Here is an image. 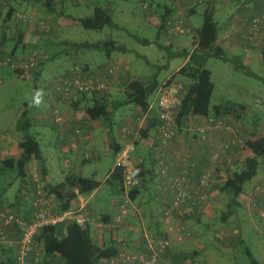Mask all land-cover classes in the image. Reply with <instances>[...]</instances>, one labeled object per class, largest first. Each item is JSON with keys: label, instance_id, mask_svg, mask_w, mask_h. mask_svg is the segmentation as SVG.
Wrapping results in <instances>:
<instances>
[{"label": "crops", "instance_id": "obj_1", "mask_svg": "<svg viewBox=\"0 0 264 264\" xmlns=\"http://www.w3.org/2000/svg\"><path fill=\"white\" fill-rule=\"evenodd\" d=\"M196 2L200 3L201 0H142V12L138 14L133 10L131 14L135 16H141L142 14L145 21H148L156 26L162 23L160 18L163 10L169 11V15L173 16L181 14L185 19V25L192 31V33L190 32V36L193 37L195 34L198 35V31L203 26L202 24L201 27H198L189 21V18L196 14ZM210 3H212L213 18L220 30L216 44L224 49L227 57L232 59L236 58L240 62L242 60L239 58L238 53L243 51L246 55V62H243V64L246 67L251 68V66L256 65L259 58L262 57V53L264 54V33L261 35L259 43H249L245 39L242 18L246 14L256 13L262 6L263 0H211ZM105 4L110 7L112 2L109 1L108 4ZM244 11H247L246 14H243ZM215 16L221 19L222 22L218 21L217 18L215 19ZM17 24L18 23L16 22L15 28L20 29L11 31L14 35V33H17L19 30H24L25 36L23 43L16 44V41L13 40V36L10 37L8 35L7 36L9 38L6 37V41L2 39L6 48L5 53L9 52L13 58L26 57L30 54L29 52L32 49L35 50L41 47L47 49L50 48V45H53L51 44V41H47L44 44L41 40L43 37L41 35L42 33H39V31H32L27 26ZM8 26L10 27V24H8ZM11 43H13V45H11ZM195 47L196 43L194 44L193 49ZM48 57L49 55H47V58ZM88 67V63H85L84 68L87 69ZM42 69L43 65L40 71L33 74V76L36 77V80L39 79ZM73 70L74 72L72 73L75 74L85 73L82 71L80 66H75V69ZM11 72L13 71L7 67L0 68V74L3 78ZM13 73L19 76L16 72ZM167 78H169V76ZM115 80H118V77L112 78L111 83H115ZM111 83L110 85L112 86ZM44 85L46 86V84ZM111 86L106 94L108 98L111 97ZM94 99L98 98H95V95L82 94L72 100V105L71 103L62 104L61 112L63 120L56 122L53 120V115L51 113V100L49 99L48 88H46L45 92L41 94V97L37 96L38 101L32 100L30 102H26L20 109L19 114L16 113V115H14V118H10V116H0V131L4 132L6 130H11L12 132L13 130L12 133L21 132L22 130H17L16 128V122L19 115L26 107L28 116L32 123L30 128L33 131L32 135L38 139L40 145H42L41 143H45L44 146L46 152H44L41 147L47 167V174L44 177L43 184H45V182L58 184L71 173L78 174V176L93 178L99 182L97 189L89 194L80 195L75 199L72 205V209L86 206V210L93 217H95L96 223L89 224V229L94 241L99 245L115 244L118 254L122 252L130 253L131 250L143 252L147 248V239L143 237L144 234L148 233L155 235L157 238L173 237V247L163 256L160 264H217V261L213 263V257L210 253L212 248L215 249L216 252L220 251L214 243L205 240L204 237L203 239H200L199 236L196 237L198 239L197 241H193L194 244L196 243V246H194L191 240L193 237L195 238V235L193 236V233L190 230L185 231H190L192 235L190 237H185L182 241L177 240L178 234L176 236L177 225L180 224L179 217L183 216V219L185 220L186 213H188L187 217L197 216L198 221L203 222L202 218H206L207 214L209 215V213H211L209 211L211 205L206 202V204L204 203L203 205L192 209L181 208L178 211H175L171 216H166L165 211L173 199V193L170 188V177L178 174L181 170V161H183V159H187L190 163H194L195 173H199L202 169L208 168L207 165L210 164L208 161L210 153L221 144L226 135L216 133L204 140H201L200 136L194 134L192 130L209 116L196 113L194 116L190 117L191 127H193L192 130H187L188 125H181L180 128H178V136L171 140L165 149L167 165L169 168V178H166L161 176L160 173L156 174V169L158 167V149L150 145L151 139L156 136L157 129L153 132L151 137L148 138V140H142L140 137L137 138L139 136L140 129L145 126L147 116L146 113L143 112L140 107L136 106L134 116H123L125 117L123 125H118L113 118L111 120V126L114 132L115 141L109 144L107 142L108 126L105 125L104 120L102 118L93 119L86 111V107ZM113 100L114 99L111 101ZM76 127L81 128V133L77 134L75 132ZM125 128L132 132L131 135H127L123 131ZM127 136L129 138H136L138 143H136V151L133 155L135 162L138 164L142 163L146 166L144 170L150 171V174L146 179H144L145 182L142 187L143 191L134 201L132 200V205L129 207L128 215L125 216L121 223H116L115 218L119 212V205L121 203L122 196L120 190L111 191L110 187L106 183V180L109 178L112 171L111 169L114 159L113 147H115L116 144L122 146L125 141L129 139ZM101 137H103L105 147L111 151L113 158L109 170L105 173L103 179L99 180L97 179V177H99L98 167H94L92 170H89L87 172L89 173L88 176L84 175L83 171L86 170H84L85 168L83 165L79 166L77 157L69 158V155L70 153L71 155H76V153L78 154L81 150H86V156L87 154L94 156V160L100 162L101 151L100 147L97 145L100 143ZM9 140L10 138L0 143V157L2 154L10 151L7 146ZM18 143L15 144V147L18 146ZM71 143L75 144L71 145ZM12 148L14 147H11V149ZM202 163L204 168L201 167ZM28 164L39 167V164L35 159L31 160ZM69 167L71 170H69ZM72 168L75 169L73 170ZM10 174L12 177L17 175L16 172L0 174V210H14L20 213L22 217L27 220L31 217L32 206L31 203L26 202L25 198L22 197V194L23 191L33 193L31 174L26 172V176L23 181H21L20 186L18 188L15 187L14 194H10V188L12 186L10 183V181H12V179H10ZM258 174L257 176H259ZM6 179L10 180L6 181ZM146 190H148V193L149 191H152V194H149V196L145 195ZM49 198L53 207L57 209V198L51 195ZM240 204L246 206L250 210L246 194H242L240 196ZM260 219L264 221V218L260 217ZM67 223L68 222L60 223L63 231L66 230ZM227 223L228 222H223V226H229ZM115 224L121 225L116 227ZM256 227L259 231H261L262 226L259 225ZM183 229L185 228L183 227ZM262 232L264 233V231ZM5 233L7 234L9 241L0 242V260L6 258V255H9V252L11 255L16 254L18 241L21 237L20 226L18 224L8 225L5 227ZM198 234L201 233L198 232ZM135 236H137V238ZM188 240H190V242H187ZM261 242L264 243L263 241ZM261 248H263L261 254L262 260L257 259L264 263V244H261ZM232 250L228 248L227 251L232 252ZM245 261H247V258L244 261H238L233 264H242ZM29 264L33 263L29 262ZM45 264H65V262L58 254H56L52 257H47ZM100 264L110 263L109 261H106L101 262ZM219 264L232 263L220 261Z\"/></svg>", "mask_w": 264, "mask_h": 264}, {"label": "rangeland", "instance_id": "obj_2", "mask_svg": "<svg viewBox=\"0 0 264 264\" xmlns=\"http://www.w3.org/2000/svg\"><path fill=\"white\" fill-rule=\"evenodd\" d=\"M109 1L112 2L110 7L115 21L114 26L105 25L104 28L97 30L94 27L84 26L79 21L81 17L91 16L95 6H106L105 3L108 4ZM141 1L142 0H80L75 4L66 2L63 5L58 2L59 4L56 9L57 15H53L48 13L47 8L39 3L38 0H8L9 5L17 10L34 12L37 17L46 20L51 29L49 32H43L41 34L43 36L41 40L44 44L47 41H51L53 45H50V48L47 49L43 47L35 50L32 49L29 52L30 54H28V56L32 54L49 55L46 60H42L43 69L38 80H36L35 76L22 78L13 72L4 76V84L0 86V116H10V118H14V115H16V113L19 114L20 109L26 102L37 100V96L41 97V94L49 87L48 83L54 76L72 73L74 72L73 69H75V66H80L85 73L94 71V69L98 70L105 68L114 61H121L127 66L126 73H120L115 76L118 77L115 83L113 82L112 84L110 81L113 86L112 88L110 85L111 97L109 98H111V100H122L125 98L123 89H125L127 81L140 80L146 83L149 77L156 71H158V80L161 84L171 79L182 83L187 88L190 81L178 75L176 71L185 63L186 59L180 57L168 62L167 54L159 47V44L171 45L172 50H182L184 48L192 50L196 43L197 34L193 37L190 36V33L182 35L174 41L175 44L165 38L163 33H161L158 39V29L156 25L145 21L142 14L141 16L131 14L133 10L138 14L142 12L143 8ZM210 1L211 0H201L200 3H195L196 14L189 18L190 23L198 27L202 26L204 13ZM7 12L8 9H5L0 16V38L4 33L7 38H9L8 36L12 37V31L16 26L15 23L17 20L14 15L11 14L9 22H6L3 29L2 20L6 17ZM246 12L247 11H244L243 14H246ZM216 18L218 21L222 22L221 19L215 16V19ZM8 24H10V30ZM139 38H147L150 40L151 44L143 43ZM109 39L122 43L124 48L111 51L105 50V48L103 49L102 46L104 42ZM77 42L89 43L90 45L82 47L73 45V43ZM92 43H97L100 47H93L91 46ZM11 45H13V43H11ZM238 56L242 60V63L246 62V55L243 51H240ZM83 63H88L89 67L87 69L84 68ZM165 65L167 68L161 69V67ZM205 67L211 71V80L214 83V90L209 108L211 109L214 105L224 104L230 101H235L244 105V109L241 110L243 122L245 124L243 139H245V141L252 139V132L254 131L257 135H262L260 128L264 126V54L262 53V57L259 58L256 65L251 66L250 71L253 74H247L240 64L234 65L231 62L215 57L208 59ZM168 76L169 78H167ZM44 84H46V86ZM108 90L102 94L106 95ZM93 95L100 96V94ZM95 98L98 97L95 96ZM70 103L71 105L73 104V102ZM135 110L136 106L134 105L121 107L115 111L112 119L114 118L118 125H123L125 119L123 116H134ZM25 133V131H21L11 134L7 145L10 151L2 154L0 161L9 156H13L11 151L13 148L11 149V147L15 148V144L20 141ZM30 134H33L31 129ZM137 138H139V136ZM103 140V137H101L100 143L97 145L100 147L101 151L100 162L94 159L89 162L86 161V150H81L78 154L76 153V155H71V153L69 155V158L77 157L79 166L83 165L85 168L84 170H86L83 171L84 175L88 176L89 173L87 172L89 170L98 167L99 177H97V179L99 180H102L105 173L109 170L113 158L111 151L106 149ZM41 144L43 151L46 152L45 143ZM235 153H237L238 160L234 164L233 171L242 169L244 164L243 159L252 155L250 151H240V149H237ZM233 154L234 153H232V155ZM201 167H203V163ZM207 167L214 169L210 164H208ZM72 169L74 170L75 168ZM69 170H71L70 167ZM156 174H159L158 167L156 169ZM215 174L216 176L213 178L209 188V198L207 201L212 207H210L209 210L211 213H209V215L207 214V216L205 215L206 218H202L203 222H199L197 216L187 217L188 213H186L185 220L183 216L179 217L180 224L177 225L176 236L177 234L182 235L185 233V230H190L193 236L195 235V238L193 237L191 240L193 244V241H197L198 239L196 237L199 236L200 239L204 237L205 240L214 243L220 251L216 252L213 248L210 250L213 263L217 261L216 263L219 264L220 261H224L225 263L233 264L238 261H244L247 258L246 248H249L256 258L262 260L261 254L263 248H261V244L264 243L261 241L264 242V233L262 232L264 231V221L260 219L254 209L249 210L248 208L242 207L229 219L227 223L229 226L224 227L221 221V213L229 201V195L219 190L221 179L218 171H216ZM258 175L259 176L256 175L251 182L245 184L247 196L250 194L254 182L258 180L264 181V171L260 169ZM16 177V175L15 177H12V175L10 176V179H12V181H10L12 185L10 194H14L15 187L18 188L20 186V179ZM10 179H6V181ZM148 190L145 191V195L149 196V194H152V191L148 193ZM261 205L264 209V200L261 201ZM118 225L120 226L121 224H115L116 227ZM259 225L262 226L261 231L256 227ZM183 227L185 229H183ZM234 228L238 229L237 234L233 233ZM219 230L225 232L226 237L224 240H220V238L217 237ZM198 232L201 234H198ZM257 232L261 233L259 234ZM135 237L137 238V236ZM169 238L173 239V237ZM187 242H190V240ZM194 246H196V243ZM227 247L231 250L233 249L232 252L227 251Z\"/></svg>", "mask_w": 264, "mask_h": 264}, {"label": "built area", "instance_id": "obj_3", "mask_svg": "<svg viewBox=\"0 0 264 264\" xmlns=\"http://www.w3.org/2000/svg\"><path fill=\"white\" fill-rule=\"evenodd\" d=\"M56 2H74L80 0H54ZM9 8L8 0H0V13ZM13 15L18 23H22L32 31L41 33L49 32L51 27L44 18H39L34 12L16 10ZM242 25L245 32V39L252 44L259 43L261 35L264 33V0L260 9L254 14L245 15L242 18ZM163 34L165 38L173 42L178 37L189 34L191 29L185 25V19L181 14L170 15L163 24ZM170 43L169 41H167ZM6 48L0 42V68L7 67L16 72L22 78H29L41 69L42 60L47 56L43 54H32L27 57L13 58ZM127 66L121 61H114L109 66L94 70L87 73H68L58 74L50 81L48 87L49 99L51 100V113L53 120L60 122L63 120L61 112L62 104H69L82 94H100L95 95L99 99L104 96L102 93L110 87V81L120 73H126ZM4 84V78L0 74V86ZM187 88L175 80L164 81L148 102L146 115L155 112L159 121L157 133L151 139L150 145L157 148V165L161 176L169 178V168L167 165L165 149L169 142L178 136V128L181 125H188L187 130H192L191 118H184L178 121L179 111ZM191 127V128H190ZM245 124L242 119L234 115H221L219 117L209 116L193 128V132L200 136L201 140L216 133H224L226 138L219 146L212 151L209 156V163L214 167L203 169L197 180L194 179L195 164L190 163L187 159L181 161V170L178 174L170 177V188L173 193V199L166 209V216H171L175 211L181 208L192 209L206 203L209 198V188L215 172L227 171L231 174L234 164L238 160L237 149L240 151H250L243 139ZM127 135H131L128 129L123 130ZM264 135V126L260 128ZM75 132L81 133V128L76 127ZM254 133H256L254 131ZM11 130L0 132V143L10 138ZM257 135V133L255 134ZM62 139V137H61ZM75 143H71L74 145ZM136 151V138L131 137L125 141L121 148L114 154L112 171L120 170L122 173V185L120 193L122 196L119 205V212L115 222L121 223L129 213V207L132 205L130 192L134 189L141 188L143 180L135 174L136 162L134 153ZM232 153H234L232 155ZM92 156L87 154V159ZM242 160V159H241ZM245 160V158L243 159ZM111 171V172H112ZM26 172L31 174L33 193L23 191L22 197L26 202L31 203V217L24 219L16 211L0 210V242L9 241L5 233V227L11 224H18L21 229V237L16 248L17 264H28L27 257L33 254L34 261L39 264L38 254H40L39 244L36 241L38 234L47 226H56L62 222L75 221L82 227L96 223L87 210L86 206L77 209H69L64 212L54 210L49 196L44 190L43 177L38 166L27 164ZM77 197L81 194L77 188L74 189ZM247 196V194H246ZM248 207L254 209L258 216L264 218V209L261 201L264 200V181L258 180L253 183L252 190L247 196ZM234 234L238 233L237 228L233 230ZM192 233L185 231L183 235H178L177 240L182 241L185 237H190ZM147 239L149 252L138 253L131 250L130 253L122 252L112 258L110 264H160L163 256L173 247V239H157L151 234H144ZM217 237L224 239L226 234L219 230Z\"/></svg>", "mask_w": 264, "mask_h": 264}, {"label": "trees", "instance_id": "obj_4", "mask_svg": "<svg viewBox=\"0 0 264 264\" xmlns=\"http://www.w3.org/2000/svg\"><path fill=\"white\" fill-rule=\"evenodd\" d=\"M39 3L43 4L48 13L57 15L56 9L58 2L54 0H38ZM79 1L70 2L72 4L78 3ZM63 5L66 2H60ZM9 5V3H8ZM17 9L10 6L6 17L2 20L3 29L6 22H9L11 14ZM24 11V10H22ZM2 13H0L1 16ZM170 16L169 11L163 10L161 14L162 23L165 22L166 18ZM80 18V17H79ZM79 21L87 27H94L97 30L104 28L105 25L114 26L115 21L113 18L112 10L109 6H95L93 14L91 16L81 17ZM157 26L158 28V39L163 33V24ZM17 25L25 26L22 23ZM10 29V27H9ZM20 28H15L16 31ZM219 27L213 18L212 3H208L206 13L204 15L203 26L198 31L196 39V47L193 50L184 48L182 50H172L171 45L159 44V47L164 50L167 54L168 62L176 58H185V63L178 69V75L184 79L190 81L187 85L186 94L183 97L182 104L179 111L178 121L180 122L184 118L194 116L196 113H201L206 116L219 117L221 115H234L237 118L243 120V114L241 110L244 109V105L230 101L224 104L214 105L211 109L209 108L212 93L214 90V83L211 80V71L205 67L208 59L215 57L222 59L227 62H231L234 65L240 64L247 74H253L250 68L246 67L242 61L240 62L236 58H229L226 55L224 49L216 44L219 36ZM25 32L19 30L14 33L13 40L16 44L23 43ZM5 33L0 38V42L6 41ZM3 39V40H2ZM143 43H150L147 38H139ZM75 46H89V43H73ZM93 47H100L97 43H92ZM105 50H117L123 49L124 45L118 43L113 39L106 40L103 44ZM43 65V61H42ZM167 68L165 65L161 69ZM171 80V79H170ZM264 82V79H263ZM160 81L158 80V71L153 73L146 83L140 80L127 81L124 89L125 98L122 100L115 99L110 102L111 98L103 97L101 99H94L87 107V113L93 118H102L105 125L108 126L107 130V142L110 144L114 140V132L111 126L112 117L119 108L134 105L141 108L143 112L148 109V102L151 96L160 87ZM31 120L28 116L27 108L25 107L16 122L17 130L25 131V135L19 141L18 146L13 148V156H9L0 161V174L16 172L18 179L23 181L26 176L27 164L35 159L39 164V169L42 174L43 180L47 174V167L45 158L42 154L41 145L38 139L30 134ZM159 121L155 112L150 113L146 116L145 126L139 131L140 139L148 140L153 132L158 128ZM252 139L246 141L248 149L252 155L244 160L243 168L235 170L231 174L227 171L223 172L217 169L221 185L220 190L229 195V201L227 202L225 209L221 213V221L228 222L229 219L235 215L238 209L244 207L240 204V196L246 194L245 184L251 182L252 179L259 173L261 169L264 171V135H255L252 132ZM138 143V142H136ZM113 145V144H112ZM113 147V146H112ZM121 148V145L116 144L113 147L114 154ZM86 161H92L94 156ZM142 163H136L135 174L142 178L143 184L150 171H145ZM201 172V171H200ZM199 173H195L194 179L197 180ZM16 177V178H17ZM196 177V178H195ZM106 183L110 187V190H120L122 185V173L120 170H115L110 173ZM132 190L130 198L134 201L138 195L143 191L142 187ZM99 182L93 178L78 176V174H68L65 179L58 183H46L44 184V190L48 196H54L57 198L58 212H64L72 208L73 202L77 198L74 189L77 188L81 195L89 194L97 189ZM29 203V202H28ZM55 210V208H54ZM256 212V211H255ZM257 213V212H256ZM258 215V214H257ZM105 221V219H104ZM108 222V220H107ZM47 226L38 234L36 241L39 244L40 254H38L39 264H45L47 257H52L58 254L65 264H100L101 262L110 261L112 258L118 255L115 244L99 245L94 241L89 226L82 227L75 221H70L66 225V230H62V226ZM138 253L149 252L148 246L143 251H137ZM247 261L242 264H264L256 257L249 248H246ZM30 259V261H29ZM29 262L36 264L34 261L33 254H29L27 257V263ZM0 264H17L15 255H6V258L0 260Z\"/></svg>", "mask_w": 264, "mask_h": 264}, {"label": "clouds", "instance_id": "obj_5", "mask_svg": "<svg viewBox=\"0 0 264 264\" xmlns=\"http://www.w3.org/2000/svg\"><path fill=\"white\" fill-rule=\"evenodd\" d=\"M42 66V65H41ZM137 142V141H136Z\"/></svg>", "mask_w": 264, "mask_h": 264}]
</instances>
